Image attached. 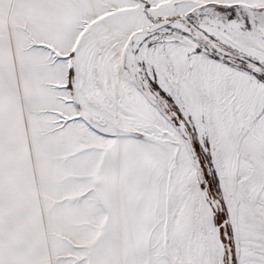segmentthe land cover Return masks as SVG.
Listing matches in <instances>:
<instances>
[{"label": "snow or ice", "instance_id": "obj_1", "mask_svg": "<svg viewBox=\"0 0 264 264\" xmlns=\"http://www.w3.org/2000/svg\"><path fill=\"white\" fill-rule=\"evenodd\" d=\"M0 264H264V0H0Z\"/></svg>", "mask_w": 264, "mask_h": 264}]
</instances>
